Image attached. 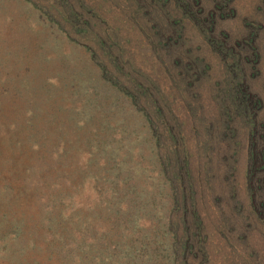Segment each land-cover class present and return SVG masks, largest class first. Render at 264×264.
Segmentation results:
<instances>
[{
  "label": "rangeland",
  "instance_id": "obj_1",
  "mask_svg": "<svg viewBox=\"0 0 264 264\" xmlns=\"http://www.w3.org/2000/svg\"><path fill=\"white\" fill-rule=\"evenodd\" d=\"M261 133L264 0H0V264H264Z\"/></svg>",
  "mask_w": 264,
  "mask_h": 264
},
{
  "label": "trees",
  "instance_id": "obj_2",
  "mask_svg": "<svg viewBox=\"0 0 264 264\" xmlns=\"http://www.w3.org/2000/svg\"><path fill=\"white\" fill-rule=\"evenodd\" d=\"M240 105L239 106H237L236 105V108L237 109H239V108H241V110H242V114H244V115H246V117H250L251 118V116H255V111L253 112V111H251L250 110V106L248 105V102L246 101V93H243V98H242V100H241V103H239ZM238 111V110H237ZM254 113V114H253ZM253 126L255 127L254 128V131L256 130V122H253ZM260 138H262L263 140H264V134H262L261 133V135H260ZM259 154H260V166H264V153H257V155H256V158L257 157H259ZM254 164H256L257 165V161H255L254 160ZM253 164V165H254ZM253 171H252V174L255 172V170L257 171V168H256V166H254L253 167ZM250 174V173H249ZM252 176V175H251ZM250 185V184H249ZM251 189H254L255 190V192L254 191H250L252 194V199H253V201H255V194H256V190L258 191V190H260V188L259 189H255L254 188V186H253V188H250V190ZM257 209V208H256ZM259 209V208H258ZM258 212V211H257Z\"/></svg>",
  "mask_w": 264,
  "mask_h": 264
}]
</instances>
